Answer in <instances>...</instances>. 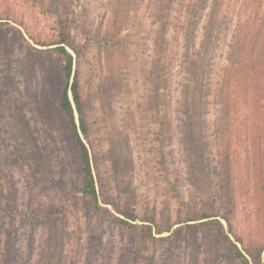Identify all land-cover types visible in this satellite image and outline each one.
I'll return each mask as SVG.
<instances>
[{"label": "rangeland", "instance_id": "obj_1", "mask_svg": "<svg viewBox=\"0 0 264 264\" xmlns=\"http://www.w3.org/2000/svg\"><path fill=\"white\" fill-rule=\"evenodd\" d=\"M61 22L100 209L56 111ZM210 209L264 243V0H0V264H238L189 226Z\"/></svg>", "mask_w": 264, "mask_h": 264}, {"label": "trees", "instance_id": "obj_2", "mask_svg": "<svg viewBox=\"0 0 264 264\" xmlns=\"http://www.w3.org/2000/svg\"><path fill=\"white\" fill-rule=\"evenodd\" d=\"M60 24L62 29L59 34V41L55 43L58 46L54 49L58 52V55L62 59V63L60 64V73L63 75L64 85L61 92V99L59 105L56 107V111L61 123L68 131L66 136L67 144L70 151L76 158L78 169L81 174L82 187L80 192L91 202L95 209H100L98 204V193L92 174L91 159L89 157L88 148L81 138L82 136L86 141L89 140L90 131L87 121V101L84 99L82 94L77 73L71 77L73 57L70 53H68L66 48L69 47L72 51H75V49L68 42L65 24L62 22ZM76 54L78 55V53ZM230 207H232V209L234 208L233 205ZM232 209H228L225 213L221 211H211V209L210 212L203 211L200 215L195 217L193 216V218L188 220V222L200 221V223H192L189 224V226H205L210 231L215 232L214 234H217L220 238V243L225 245L224 257L227 261L236 262L238 264H262L261 256L264 254V243H246L238 234H236L232 224ZM61 213V209L48 208L45 209L44 214L45 216L55 217L57 214ZM219 218L223 222H221ZM120 222L124 225H129L130 227L133 226L126 221L121 220ZM223 223L227 226V234L224 232ZM228 233L233 239L228 236ZM236 243H239L242 246V249L238 248Z\"/></svg>", "mask_w": 264, "mask_h": 264}]
</instances>
